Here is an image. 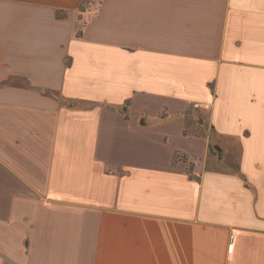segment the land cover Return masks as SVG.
<instances>
[{
  "label": "crops",
  "instance_id": "obj_1",
  "mask_svg": "<svg viewBox=\"0 0 264 264\" xmlns=\"http://www.w3.org/2000/svg\"><path fill=\"white\" fill-rule=\"evenodd\" d=\"M0 264H264V0H0Z\"/></svg>",
  "mask_w": 264,
  "mask_h": 264
}]
</instances>
